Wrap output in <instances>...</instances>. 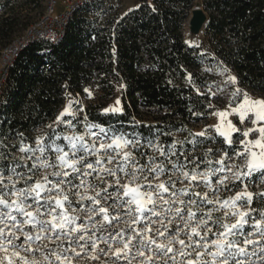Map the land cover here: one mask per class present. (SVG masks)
I'll list each match as a JSON object with an SVG mask.
<instances>
[{
  "label": "snow or ice",
  "instance_id": "obj_1",
  "mask_svg": "<svg viewBox=\"0 0 264 264\" xmlns=\"http://www.w3.org/2000/svg\"><path fill=\"white\" fill-rule=\"evenodd\" d=\"M228 81L236 84L237 78L229 76ZM229 108L241 124L246 119H251L253 124L252 128L242 131L230 120L224 125L227 111L214 113L221 121L215 126V133L223 142L232 147L236 143L233 134H242L240 148L232 147V152L244 158L248 171L238 174L237 178L256 172L264 174V98L254 99L246 91L241 96L237 87ZM110 111L122 109H104V112ZM66 115L75 119L66 107L56 123L72 126V120H61ZM252 133H257L254 140L249 138ZM86 135L101 141L107 139L108 143L101 142L98 151L95 140L86 143ZM195 135L204 137L207 130ZM64 139L68 141L64 147L49 137L50 146L38 140L35 149L21 148L25 153L22 159L34 161L26 172L16 170L25 167L19 163L0 171V264H74L82 255L87 264L88 259L98 260L101 253L110 257L111 264H133V261L138 264H264V210L253 216L256 209H245V205L252 203V194L237 192L235 197L221 200L212 199L207 192L195 191V185L201 181L210 186L209 177L218 169L206 168L200 172L202 160L200 163L195 158L189 160L182 150H176L175 143L165 150L151 141L150 146L163 159L157 161L149 156L146 163H141L133 152L125 151L130 146L135 148L139 142L127 139L124 133L117 134L114 129L100 127L99 135L73 133ZM46 148L55 153L57 163H51L43 155ZM36 152L41 155L36 156ZM87 155L97 158L89 161ZM224 155L229 156V152L225 151ZM216 163L223 164V158ZM188 164L194 167L188 169ZM49 167L54 171L50 174L45 171L35 179L41 168ZM93 173L100 184L104 183L105 174L114 178L113 182L98 188L87 180ZM174 173L194 186L176 189L178 181L172 179ZM49 175L56 179H50ZM161 175L168 176V180L155 183ZM21 181L22 185L17 187ZM109 188L113 191L109 192ZM109 200L110 205L102 203ZM80 212L84 213L83 218ZM121 213L128 217L124 221L127 230L107 231L113 221H119ZM157 220L160 227L153 233L152 225ZM104 231L107 235L97 234Z\"/></svg>",
  "mask_w": 264,
  "mask_h": 264
},
{
  "label": "trees",
  "instance_id": "obj_2",
  "mask_svg": "<svg viewBox=\"0 0 264 264\" xmlns=\"http://www.w3.org/2000/svg\"><path fill=\"white\" fill-rule=\"evenodd\" d=\"M16 1L0 0V46L30 24L29 13L20 11L40 6V0H24L19 7ZM138 1L119 20L105 23L100 22L103 2H96L70 19L58 43L33 42L20 51L0 99L1 156V150L33 146L38 129L54 120L67 94L83 93L91 78L106 97L117 81L124 90L121 112L88 105V120L134 132L139 149L148 153L149 141L165 150L175 143L189 160H202L201 167L211 157L197 152L209 144L213 151L233 153L215 134L192 143L199 139L193 124L207 112L208 95L200 89L214 75L206 66H219L240 86L264 96V0H201L204 40L192 46L183 40V25L194 0ZM96 5L100 11H91L90 19ZM250 205L264 209V195Z\"/></svg>",
  "mask_w": 264,
  "mask_h": 264
},
{
  "label": "rangeland",
  "instance_id": "obj_3",
  "mask_svg": "<svg viewBox=\"0 0 264 264\" xmlns=\"http://www.w3.org/2000/svg\"><path fill=\"white\" fill-rule=\"evenodd\" d=\"M24 0H17L15 2V6H20L23 3ZM47 0H40V6L39 9L29 11L28 7L25 6L26 10L20 11L22 14L29 13L30 15V23L34 22L44 11L46 6ZM139 5L138 0H106L103 2V5L101 8V18L100 22L105 23L106 21H110L112 19L113 22L115 20H119L122 16L127 14L129 11H132ZM202 7L201 0H194L192 9L189 12V16L184 22L183 25V40L186 44L192 46L197 45L201 43L204 40L203 35V28L201 29V32L198 34H194L191 32L190 29V21H191V13L194 8ZM99 6H94L92 9H90V13L88 17L92 19L94 17L95 12L91 11H100L98 9ZM20 8L18 9V11ZM23 32L20 31L16 36L13 38L19 36ZM4 48V46H0V57H1V50ZM207 70H209L211 73H213L212 80H209L208 84L205 86L204 89H200L203 93L208 95V104H207V112L205 113L204 117L197 123L193 124V130L195 133H199L201 131L207 130V135L204 137H198L196 141L200 140V138H209L212 135H218L215 133V126L217 124H220V118L215 115L214 113L218 111H227L229 114L224 121V125H227V121L230 120L236 127L240 128L242 131L246 130L248 128H252L253 124L251 122V119H246V121L241 124L239 121V118L237 115L231 114V109L229 108V104L232 101V93L233 91L238 87L241 90V96L243 92H247L249 96L252 98H264L263 95H260L258 93H254L250 91L247 88H244L240 86L238 83L233 84L228 81L229 76H233L229 71L219 67V66H213L211 68H208L206 66ZM0 90L1 92H4L5 87L4 84L0 81ZM87 90V91H86ZM124 90L123 83L117 81L115 82V90L113 94L110 97H106L104 93L100 90V87L98 85V80L95 78H91V80L87 83L86 86H84V92L83 93H68L67 97L65 99V102L63 106L60 108L57 116L54 118L53 121L48 123L47 125L40 127L37 131L38 137L35 140V143L33 146H22L21 148H32L35 149L37 146L38 140H43L46 144L50 146L49 137L52 138V140H55L57 144H60L62 147L66 146L68 144V141L64 139L65 137H70L75 133L76 135L81 134H87L90 132H95L97 135H99V128L103 127L105 129H114L116 130L117 134L124 133L126 134V138L130 140H136L140 141L138 136L131 131H124L120 129L117 126H102L98 125L96 123L90 122L87 118L86 114V107L88 105L93 106H101L102 112H104V109L111 108V107H117L122 109V94ZM119 101V104L116 102ZM234 106V105H233ZM66 107H69L71 112L74 114L75 119H73L72 115H66L61 117V120H72V126L66 124V123H60L57 124L56 120L57 117L60 116V114L64 111ZM82 109V111H81ZM121 112V111H120ZM105 113H115V112H105ZM149 116V115H147ZM86 118V119H85ZM147 118V117H146ZM88 124H95L98 127L96 128H87L86 125ZM49 130V131H47ZM55 133V135H53ZM59 136L60 139H56V137ZM222 138V137H221ZM241 132H237L233 134V139L236 141V143L232 146L235 148H240L239 140L242 139ZM250 139H256L257 133H252L249 137ZM96 141V147L99 151V144L101 142L108 143L107 139L96 140V137L92 135H86V143L91 144L92 141ZM153 145L159 144L161 145L157 140L153 141ZM227 144V143H226ZM228 145V144H227ZM162 146V145H161ZM212 145H208L205 148H201L198 150L197 153L203 155V157H211V161L213 163L209 164L208 162L205 164L206 166L201 167L198 169V171L203 172L206 168L207 169H218V171H215L213 174L210 175L209 181L210 186L205 185L202 181L198 183V185H195V191H199L201 193L207 192L209 196L212 199H227L229 197H235L237 192H249L252 194V200L255 199L256 195H264V174H261L260 172L252 173L251 175H240L239 178L238 174L247 172V168L245 166V160L242 157H236L234 153L229 154V156L224 155V150H212ZM229 146V145H228ZM140 142L136 145L135 148L128 147L125 149V151L133 152V154L136 156L137 159L141 161V163H146L149 156L155 157L157 161L163 159L160 157L159 153L155 150L153 146H151L149 149V152H145V149H139ZM232 147L229 146V148L232 150ZM20 148V149H21ZM15 151V152H9V151H2L3 156L0 155V171H5V169H10L12 167H15L17 163H19L22 166H25L23 168H17V171H27V166H30L34 163L33 160H26L22 159V157L25 156V153L21 150ZM211 149V151H209ZM137 150H140L137 151ZM28 155H32V153H28ZM36 156H40L41 153L36 152ZM51 163H57L55 160V153L53 151H49L48 148L45 149V152L43 154ZM97 157L93 155H87V159L89 161H94ZM221 158H223L224 163H216V161H219ZM111 167V165H109ZM194 167V165H190L189 169ZM45 171L50 174L52 171H54L53 168L49 167L46 170L44 168L40 169V172L35 176V179H39L41 175L45 174ZM8 173L5 172V179L7 180ZM96 173H93L92 176L87 177V180L93 184L97 185L98 188L100 187H107L109 183L113 182L112 177H108L106 174L104 175V183L100 184L99 181L96 180ZM50 179H56L55 177H52L49 175ZM172 179L174 181H178L176 183V189H187L192 188L194 185L190 184L188 181H185L182 176H179L178 173H174L172 175ZM168 180V176L161 175L159 180H156L155 183H159L160 181H166ZM182 181V182H180ZM222 181V183H221ZM122 182H125L122 180ZM22 181L20 184H17V187H20L22 185ZM109 192L113 191L112 188L108 189ZM91 195V193H89ZM183 198V197H181ZM87 203V201L85 202ZM106 206L110 205L112 202L109 201H102ZM213 207V206H208ZM253 208L251 205H245V209L247 208ZM258 207V206H257ZM257 207L254 208L257 210ZM119 210V209H117ZM260 210L264 209H258L257 212H253V216H257L258 212ZM112 210L110 209V212ZM82 218L84 217V213L80 212L78 213ZM215 215H220V213H216ZM100 222H103L102 217L98 218ZM128 219L127 215L125 213H121V217L119 221H113L110 227L107 228V231L112 230H127V227L124 223V221ZM155 220V218H153ZM141 227L143 226V222H141ZM160 227L159 221L157 220L153 225V233H155L156 229ZM107 231L99 232L98 235H107ZM246 231H250V229H246ZM47 243V242H45ZM100 247L103 248L104 245L100 244ZM99 251V249H97ZM74 264H86V259L83 257V255L80 258H77L74 261ZM87 264H111V259L108 256H104L102 253L100 254V258L96 261H92L90 259L87 260ZM123 264V262H121ZM133 264H138V261H133Z\"/></svg>",
  "mask_w": 264,
  "mask_h": 264
},
{
  "label": "built area",
  "instance_id": "obj_4",
  "mask_svg": "<svg viewBox=\"0 0 264 264\" xmlns=\"http://www.w3.org/2000/svg\"><path fill=\"white\" fill-rule=\"evenodd\" d=\"M106 0H47L43 13L1 50L0 81L4 84L9 68L20 51L30 43H58L70 19L87 6ZM2 92L0 90V99Z\"/></svg>",
  "mask_w": 264,
  "mask_h": 264
},
{
  "label": "water",
  "instance_id": "obj_5",
  "mask_svg": "<svg viewBox=\"0 0 264 264\" xmlns=\"http://www.w3.org/2000/svg\"><path fill=\"white\" fill-rule=\"evenodd\" d=\"M206 21V15L202 7H197L192 10V17L190 21V29L193 33L202 29Z\"/></svg>",
  "mask_w": 264,
  "mask_h": 264
},
{
  "label": "bare ground",
  "instance_id": "obj_6",
  "mask_svg": "<svg viewBox=\"0 0 264 264\" xmlns=\"http://www.w3.org/2000/svg\"><path fill=\"white\" fill-rule=\"evenodd\" d=\"M192 15V13H191ZM192 32V31H191ZM199 32H201V29H199L198 31H196L194 34H198ZM193 33V32H192Z\"/></svg>",
  "mask_w": 264,
  "mask_h": 264
}]
</instances>
